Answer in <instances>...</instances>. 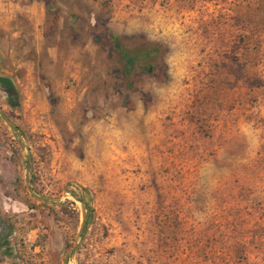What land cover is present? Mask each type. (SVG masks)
<instances>
[{
  "label": "rangeland",
  "instance_id": "rangeland-1",
  "mask_svg": "<svg viewBox=\"0 0 264 264\" xmlns=\"http://www.w3.org/2000/svg\"><path fill=\"white\" fill-rule=\"evenodd\" d=\"M32 2L0 0V264H264V0Z\"/></svg>",
  "mask_w": 264,
  "mask_h": 264
},
{
  "label": "trees",
  "instance_id": "trees-1",
  "mask_svg": "<svg viewBox=\"0 0 264 264\" xmlns=\"http://www.w3.org/2000/svg\"><path fill=\"white\" fill-rule=\"evenodd\" d=\"M113 47L115 48V50L118 51V53L121 55V57L124 60V65H125V69H124V73L125 75L129 74V69H131L135 62L138 61L140 59L139 56H134V55H129L127 52L123 51L120 46L118 45V43L115 41L113 43ZM147 70H150V67H147ZM72 195V197H74L78 202H83L81 200L78 199L77 195H75L74 193H70Z\"/></svg>",
  "mask_w": 264,
  "mask_h": 264
},
{
  "label": "crops",
  "instance_id": "crops-1",
  "mask_svg": "<svg viewBox=\"0 0 264 264\" xmlns=\"http://www.w3.org/2000/svg\"><path fill=\"white\" fill-rule=\"evenodd\" d=\"M34 1H36V0H33V2L32 3H34ZM30 7H32L31 9H29L28 11H24L25 13L24 14H27V16H28V18H30V19H34L35 20V18H36V22L37 21H40V19L42 18V16H44L45 15V10H42V9H39L37 6L35 7V6H30ZM36 10V11H35ZM22 13H23V11H21ZM28 12V13H27ZM29 14V15H28ZM34 14H36V15H38L39 17H40V19H38L37 20V16H35L34 18H33V15ZM44 14V15H43ZM38 25H39V23H38Z\"/></svg>",
  "mask_w": 264,
  "mask_h": 264
}]
</instances>
